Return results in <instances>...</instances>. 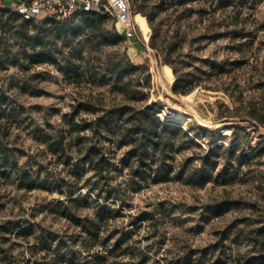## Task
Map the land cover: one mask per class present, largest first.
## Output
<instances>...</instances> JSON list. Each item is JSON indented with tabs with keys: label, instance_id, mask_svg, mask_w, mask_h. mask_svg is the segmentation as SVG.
Masks as SVG:
<instances>
[{
	"label": "rangeland",
	"instance_id": "374dc122",
	"mask_svg": "<svg viewBox=\"0 0 264 264\" xmlns=\"http://www.w3.org/2000/svg\"><path fill=\"white\" fill-rule=\"evenodd\" d=\"M230 1L129 0L135 37L110 45L113 18L100 15L98 32L77 18L76 37L48 43L42 63L30 49L40 24L0 12V245L13 259L0 264H264V124L252 118L264 115V0ZM173 67L198 84L174 94ZM91 93L107 107L154 105L204 149L261 155L229 184L217 179L222 156L212 180L188 185L177 175L201 150L187 148L172 180L154 184L159 167L137 169L128 146L105 141L95 174L91 134L71 126Z\"/></svg>",
	"mask_w": 264,
	"mask_h": 264
},
{
	"label": "trees",
	"instance_id": "16d2710c",
	"mask_svg": "<svg viewBox=\"0 0 264 264\" xmlns=\"http://www.w3.org/2000/svg\"><path fill=\"white\" fill-rule=\"evenodd\" d=\"M223 2V7L229 6L230 0H219ZM10 10L9 8L0 9ZM13 12V11H12ZM19 16L25 25L40 24L37 28V33L33 37L31 57L37 58L36 63L46 61V52L48 43L51 41H64L65 39L76 37L75 21L81 18L83 26L91 32H98L100 22L97 21L101 14L98 12L79 13L72 18L64 21H56L50 18L26 20L19 13L14 12ZM108 16V15H106ZM116 33L108 39L107 43L110 45H117L127 40L124 30L120 31L119 24L116 23ZM103 36V35H102ZM173 51L177 50L174 45H171ZM226 63L221 64L222 72L226 68ZM68 65V64H67ZM109 77L105 78V84L110 81ZM173 80L171 89L174 94H186L191 88L197 85L195 77H188L179 75L176 67H173ZM99 96V95H98ZM94 99L91 95L75 106L72 115L71 126L78 133L89 132L91 135L88 147V158L91 170L95 174H103L106 165L108 164V157L105 153V141L116 142L128 146L127 159L134 160L137 164V169L145 171L154 170V167L161 170H155V176L151 177L154 184H159L163 181L172 180L171 170H173L172 162L176 155L187 148L198 147L201 153H197L196 157L187 159L186 169L178 173V180L184 184H200L203 186L209 180H212L213 173L218 169L219 160L223 156L225 163L217 173V179L223 185L229 184L235 180L241 166L248 165L255 158L259 157V147L251 148L249 150H241L236 157H232V149L230 153H225L223 146H214L209 149H204L201 145L196 143L189 132L185 131L179 124L164 122L158 117V111L154 105H145L143 108H133L130 105H116L114 107H107L105 99ZM82 113L96 115L93 120L82 119L79 123L76 122V117ZM254 120L264 124V115L256 111L252 115ZM109 135L116 132L117 139H109V135L104 137L102 142L103 131ZM52 140V139H50ZM113 140V141H112ZM62 145V143H51V146ZM199 162L194 165L193 162ZM264 218V208L262 209ZM264 220V219H263ZM254 242L259 246L260 254L264 257V221L262 226L257 229ZM0 254L4 255L7 260L12 261V256L6 248L0 245Z\"/></svg>",
	"mask_w": 264,
	"mask_h": 264
},
{
	"label": "built area",
	"instance_id": "2783aa9c",
	"mask_svg": "<svg viewBox=\"0 0 264 264\" xmlns=\"http://www.w3.org/2000/svg\"><path fill=\"white\" fill-rule=\"evenodd\" d=\"M6 1L0 0V9L9 8L26 20L47 17L64 21L79 13L98 12L123 26L127 39L136 35L137 21L132 15L129 0H19L12 6H7Z\"/></svg>",
	"mask_w": 264,
	"mask_h": 264
},
{
	"label": "crops",
	"instance_id": "0c3cea01",
	"mask_svg": "<svg viewBox=\"0 0 264 264\" xmlns=\"http://www.w3.org/2000/svg\"><path fill=\"white\" fill-rule=\"evenodd\" d=\"M15 1H19V0H7L6 2H5V4L7 5V6H12L14 3H15ZM22 1H26V0H22Z\"/></svg>",
	"mask_w": 264,
	"mask_h": 264
}]
</instances>
